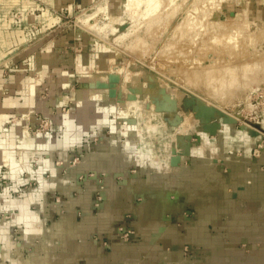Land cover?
<instances>
[{
    "label": "crops",
    "instance_id": "obj_1",
    "mask_svg": "<svg viewBox=\"0 0 264 264\" xmlns=\"http://www.w3.org/2000/svg\"><path fill=\"white\" fill-rule=\"evenodd\" d=\"M22 1L42 13L0 62V264H264L256 132L223 126L160 161L145 126L110 119V84L95 70L111 55L59 24L94 0ZM26 112L27 124L9 120Z\"/></svg>",
    "mask_w": 264,
    "mask_h": 264
},
{
    "label": "rangeland",
    "instance_id": "obj_2",
    "mask_svg": "<svg viewBox=\"0 0 264 264\" xmlns=\"http://www.w3.org/2000/svg\"><path fill=\"white\" fill-rule=\"evenodd\" d=\"M132 1L138 0H94L59 23L67 28L76 22L75 28L111 55L95 73L110 84L114 125L135 128L139 121L150 145L142 148L160 161L169 162L223 126L255 131L253 153H259L264 148V0H156L155 8L130 15ZM29 9L22 0H0V62L30 39L25 34L20 40L19 30L42 11ZM12 15L17 17L9 28L4 22ZM131 101L134 120L124 121ZM31 115L9 120L23 118L27 124Z\"/></svg>",
    "mask_w": 264,
    "mask_h": 264
},
{
    "label": "bare ground",
    "instance_id": "obj_3",
    "mask_svg": "<svg viewBox=\"0 0 264 264\" xmlns=\"http://www.w3.org/2000/svg\"><path fill=\"white\" fill-rule=\"evenodd\" d=\"M156 0H138V1H132L131 4H128L129 6V11L131 12L130 15H132V12L135 14L142 13L143 10H148L149 8H155L156 7ZM143 3V6L140 4ZM141 5V6H140ZM145 12V11H144ZM143 14V13H142Z\"/></svg>",
    "mask_w": 264,
    "mask_h": 264
},
{
    "label": "built area",
    "instance_id": "obj_4",
    "mask_svg": "<svg viewBox=\"0 0 264 264\" xmlns=\"http://www.w3.org/2000/svg\"><path fill=\"white\" fill-rule=\"evenodd\" d=\"M69 18H71V13L68 14L67 18H64V19L66 20V19H69ZM62 19H63V17H62ZM75 25H76V22L73 21V24H70L67 28H71V27L75 28ZM42 123L47 124V120L43 119ZM118 230H119V238L121 240L128 241V240L132 239V237H133L132 230L127 229L124 226H119Z\"/></svg>",
    "mask_w": 264,
    "mask_h": 264
}]
</instances>
